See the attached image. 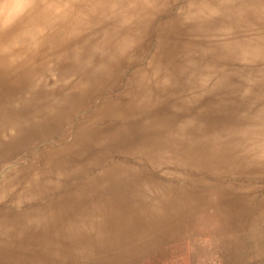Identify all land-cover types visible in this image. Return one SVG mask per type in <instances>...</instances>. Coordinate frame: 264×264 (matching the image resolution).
Here are the masks:
<instances>
[{
  "label": "bare ground",
  "instance_id": "obj_1",
  "mask_svg": "<svg viewBox=\"0 0 264 264\" xmlns=\"http://www.w3.org/2000/svg\"><path fill=\"white\" fill-rule=\"evenodd\" d=\"M155 2L131 63L51 114L37 100L23 102L24 82L0 72V264H133L188 228L194 236L211 228L212 254L229 264L234 256L264 264V161L236 158L225 139L264 122V59L242 66L230 52L264 36V0ZM188 3L219 15L182 25L175 9ZM188 59L212 65L221 86L176 112L172 90L154 81L152 101L137 104L135 82L145 71L177 75ZM248 73L258 83L244 95ZM13 98L22 101L15 135L5 114ZM193 115L191 158L163 169L149 163L161 130ZM6 169L15 176L9 185ZM12 184L17 194L5 196Z\"/></svg>",
  "mask_w": 264,
  "mask_h": 264
},
{
  "label": "clouds",
  "instance_id": "obj_2",
  "mask_svg": "<svg viewBox=\"0 0 264 264\" xmlns=\"http://www.w3.org/2000/svg\"><path fill=\"white\" fill-rule=\"evenodd\" d=\"M157 7L155 0H0V72L8 79L24 82L23 102L37 100L42 105L40 111L51 114L73 95L83 97L96 90L122 62L131 63L143 43L145 22ZM175 11L182 25L219 15L207 4L188 3ZM230 52L242 66L255 64L264 59V36L238 41ZM148 67H152L151 62ZM243 79L247 85L243 94L247 95L258 78L248 73ZM154 81L156 88L172 90L170 99L176 112L194 107V101L221 86L214 67L200 60L188 59L177 75L157 66L135 82L133 96L138 105L152 101L150 86ZM57 90L62 97L55 95ZM21 103L13 98L6 105V120L13 135L18 129L14 113ZM197 125L193 115L161 130L163 142L158 140L149 148V163L163 169L190 159L197 143L190 130ZM225 139L236 158L264 161V122ZM3 179L9 185L15 176H9L6 169ZM33 180H39L38 173ZM4 194H17V185L6 187ZM157 195V203H161L163 191ZM216 243L211 228L203 230L189 242L188 254L181 259L190 264L189 256L198 245L206 253L199 257V264H204Z\"/></svg>",
  "mask_w": 264,
  "mask_h": 264
},
{
  "label": "rangeland",
  "instance_id": "obj_3",
  "mask_svg": "<svg viewBox=\"0 0 264 264\" xmlns=\"http://www.w3.org/2000/svg\"><path fill=\"white\" fill-rule=\"evenodd\" d=\"M202 234V233H201ZM200 234V235H201ZM195 234H192V229L188 228L184 234L179 237L171 239L170 242L165 243L162 248L154 250L153 254L149 258L138 259L133 264H184V260L181 257L188 254V244L189 242L195 239ZM178 238V239H177ZM246 248V257L247 250L249 245ZM196 251L192 252L189 256L190 264H199V257L206 255L205 250L200 246H195ZM208 258L204 261V264H229V261L224 258V255L208 254ZM240 258L238 256L232 257L230 260L231 264H239ZM251 261L248 259L245 264H249Z\"/></svg>",
  "mask_w": 264,
  "mask_h": 264
}]
</instances>
